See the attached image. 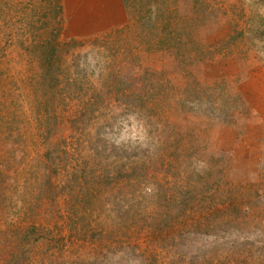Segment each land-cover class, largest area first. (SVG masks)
I'll list each match as a JSON object with an SVG mask.
<instances>
[{
    "label": "rangeland",
    "instance_id": "374dc122",
    "mask_svg": "<svg viewBox=\"0 0 264 264\" xmlns=\"http://www.w3.org/2000/svg\"><path fill=\"white\" fill-rule=\"evenodd\" d=\"M120 1L0 0V264H264V0Z\"/></svg>",
    "mask_w": 264,
    "mask_h": 264
},
{
    "label": "crops",
    "instance_id": "0c3cea01",
    "mask_svg": "<svg viewBox=\"0 0 264 264\" xmlns=\"http://www.w3.org/2000/svg\"><path fill=\"white\" fill-rule=\"evenodd\" d=\"M103 1L105 3L106 0H103ZM118 1L121 2L120 0H118ZM115 2H117V0H110L111 7H113V5L114 6L116 5ZM118 10H119V12H121L120 9H118ZM82 15H84V16H82ZM77 16H78V19L82 18V23H83L82 27H86V29H88V28L90 29V31H91L90 34L91 33H98L101 31L104 32L105 30H107L112 25V24H109L107 20H103L99 16H96V17H95V15L88 16L87 14H83V13H80V14L77 13ZM84 33H85V31L83 32V34Z\"/></svg>",
    "mask_w": 264,
    "mask_h": 264
},
{
    "label": "trees",
    "instance_id": "16d2710c",
    "mask_svg": "<svg viewBox=\"0 0 264 264\" xmlns=\"http://www.w3.org/2000/svg\"><path fill=\"white\" fill-rule=\"evenodd\" d=\"M28 257H21V256H16V257H13L11 260L12 261H8V263L6 262H4V264H12L11 262H13V263H15V264H18V263H23V262H25V260L27 259ZM42 263V262H41ZM43 264V263H42Z\"/></svg>",
    "mask_w": 264,
    "mask_h": 264
}]
</instances>
